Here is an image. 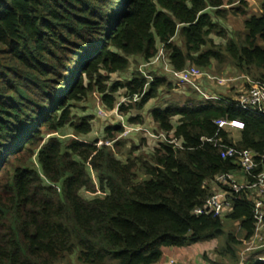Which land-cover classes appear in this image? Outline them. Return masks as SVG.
Listing matches in <instances>:
<instances>
[{"label": "trees", "instance_id": "1", "mask_svg": "<svg viewBox=\"0 0 264 264\" xmlns=\"http://www.w3.org/2000/svg\"><path fill=\"white\" fill-rule=\"evenodd\" d=\"M248 4L0 0V264H72V256L73 264H157L166 247L223 234L226 219L194 213L212 192L205 183L236 168L233 158L221 157L214 140L264 154V117L236 107L234 99L189 98L152 109L156 131L169 133L168 140L135 157L134 146L126 159L113 147L121 151L123 142L116 139L125 130L122 123L105 128L113 145L77 138L64 148L52 134L67 125L79 135L91 133L92 117L76 124L72 105L95 91L114 110L115 93L122 89L132 98L142 94L139 108L162 89H172L165 77L148 84L144 72L106 83L129 70L131 56L149 63L160 45L173 70L192 63L208 68L216 61L264 80V3L259 15L250 14ZM234 6L245 17L247 33L216 44L212 35L227 37V31L210 12L226 18V7ZM219 119L242 120L245 126L221 128ZM138 120L129 118L132 125H140L134 124ZM174 137L181 147L172 143ZM83 190L94 197L85 198ZM253 214L245 195L228 216L246 240L254 233ZM239 243L231 233L224 254L233 264L240 257L231 245ZM248 264L264 263L251 258Z\"/></svg>", "mask_w": 264, "mask_h": 264}, {"label": "rangeland", "instance_id": "2", "mask_svg": "<svg viewBox=\"0 0 264 264\" xmlns=\"http://www.w3.org/2000/svg\"><path fill=\"white\" fill-rule=\"evenodd\" d=\"M263 3L264 0H252L251 5L248 4L246 9L248 10V12H250V14L259 15L262 12L261 8ZM239 5L240 4H237V6ZM237 6H234L233 9H231L232 7H226L228 9L226 18L217 17L216 15H214V12H210L211 15H213V19L217 23L225 27L227 31V37H220L216 34L212 35L213 40L216 44H226L228 39L230 38H243L247 33L244 26L245 17L235 12ZM176 39L177 41H180V38L178 36ZM163 49L164 56L160 57V59L154 65L145 66L146 62L141 57L131 56V67L129 68V70L127 72H117L112 74L110 81L106 83H108L110 87L115 81L129 80L133 78V75L136 72H145L147 74H152L150 76H152L153 78L155 76L165 77L169 82L172 83V89H162L159 97L149 100L143 108H139L137 105V102L140 101L141 97L136 100L135 98L126 96V92L124 91V89H122L119 92L115 93L116 107L114 110H111L110 107L105 105L102 94L98 91H95L91 93L87 98L75 102L74 106L72 105V112L73 115H75L74 121L76 124L82 123L81 118L88 116L92 117V119H90L92 132L89 134L79 135L74 126L67 125L57 133L52 134V136L59 138L64 148L67 147L68 144L72 142V140L77 138L87 142H93L100 139V141L103 143L108 140V138L106 137L107 133L105 131V128L107 126H117L119 125V123H122L124 126H131L133 123L129 121L130 117L139 118L137 123L134 124L145 125L149 129H151V131L155 132V129H153V124L156 123L153 121L150 114V111L152 109L166 108L171 102H184L189 98L196 99L197 101H199L200 99L202 100L204 97L199 91H197L195 88H192L193 86H177L176 80H174L173 76L166 72L168 54L164 46L160 45L159 51H162ZM191 65L194 64L192 63ZM200 69L203 72L217 76V78H236L244 75V73H241L234 66L230 64L221 66L217 64L216 61H214L210 67ZM240 81L241 80H237L226 85H220L218 84L217 79L208 80L205 76H203L199 78L197 82L200 85L202 91L209 95H217L221 98L230 97L232 99H235L239 93L241 84ZM122 105H126V107L129 106L127 112H120L119 108ZM117 106H119L118 109H116ZM137 127L140 128L141 126ZM145 135H147V132L143 129L140 131H132L126 137L120 138L121 142H123L121 151L117 152L118 148L113 146L114 152L122 159H126L127 156H131V151L133 150L134 146L137 147V149L133 150L134 153L132 156L134 157L139 156L140 154L152 153L156 142L154 140L148 141ZM236 135L237 134L235 133V136ZM116 136H118V133H116ZM32 164L35 167L38 166L36 158L32 159ZM238 173H240L239 170ZM93 176L95 177V175ZM81 194L85 198L94 197L93 194L88 193L84 190L81 192ZM223 228L224 232L219 237L207 239L199 243L188 245L186 247H166L163 261L169 263L168 260L172 256L178 261V264H233L234 262L232 261L230 256L224 254L225 250L228 248V238L230 237V234L233 233L237 238L241 240V243L231 245V248L238 252L239 257L241 256L244 248L247 246L248 240L245 239V233L241 230L238 222H233L226 219ZM259 256H264V248L260 251H256L250 254V257H252L256 261ZM241 258L239 259V264ZM74 259L75 256H72V264L75 262ZM66 263L67 262L62 264ZM248 263L249 262H247L246 264Z\"/></svg>", "mask_w": 264, "mask_h": 264}, {"label": "built area", "instance_id": "3", "mask_svg": "<svg viewBox=\"0 0 264 264\" xmlns=\"http://www.w3.org/2000/svg\"><path fill=\"white\" fill-rule=\"evenodd\" d=\"M163 56L164 49L162 51L160 50L145 66L156 64L160 57ZM167 71L176 80L177 86H193L205 99L209 100L219 99L221 97L203 92L197 82L199 78L205 76L208 80L217 79L220 85L241 80L239 93L234 99L236 101V107L264 117V80L255 79L245 74L236 78H217V76L203 72L195 65H189L181 71H176L167 63ZM146 77L148 84L153 81L152 76L146 74ZM141 96L142 94H136L133 98L138 100ZM118 108L119 106L116 109ZM215 123L221 128L232 127L234 131L242 130L245 126V123L238 119H219ZM124 127L125 130L116 140L126 137L132 131H140L142 129L156 142L154 147L169 138V133L156 131L157 127L155 128V132L147 131L143 127L138 128L133 125ZM116 140L108 139L103 143L113 145ZM171 141L178 147L182 146L181 141L176 137L172 138ZM203 141H212V139L203 138ZM214 141L215 146L220 148L221 157L223 159L233 158L236 163V168L219 173L205 183V186L211 187L212 192L204 201L203 205L198 206L194 210V213L197 215L213 214L222 219H228L236 202L246 195L247 199L252 203L254 213V233L248 240V244L240 256V258L242 257L240 264H246L252 258L250 254L264 248V168H261V165L264 163V154H259L251 149H239L235 145L226 144L222 138ZM103 143L101 142L100 145ZM238 170L240 173H238ZM257 261L264 263V256H259ZM173 262L174 260H171V263Z\"/></svg>", "mask_w": 264, "mask_h": 264}, {"label": "crops", "instance_id": "4", "mask_svg": "<svg viewBox=\"0 0 264 264\" xmlns=\"http://www.w3.org/2000/svg\"><path fill=\"white\" fill-rule=\"evenodd\" d=\"M248 2H249V4L251 5V3H252V0H247ZM161 46H163V45H161ZM145 64H147V63H145ZM154 125V128L153 129H155V124H153ZM137 126H141V127H143L144 129H146V130H148V131H151V129H149L147 126H145V125H137ZM145 137L147 138V140L149 141V140H152L148 135H145ZM164 252H165V249H164ZM163 258H164V255H163ZM163 258H162V260L159 262V263H157V264H178V261L174 258V257H170L169 258V263L168 262H164L163 261ZM171 260H174V262L173 263H171Z\"/></svg>", "mask_w": 264, "mask_h": 264}]
</instances>
